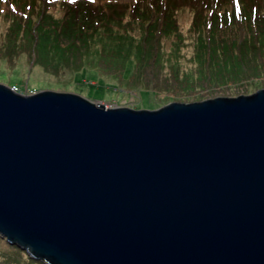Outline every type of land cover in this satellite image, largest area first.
<instances>
[{
  "label": "water",
  "instance_id": "95a60500",
  "mask_svg": "<svg viewBox=\"0 0 264 264\" xmlns=\"http://www.w3.org/2000/svg\"><path fill=\"white\" fill-rule=\"evenodd\" d=\"M0 235L45 264H264V87L135 108L0 82Z\"/></svg>",
  "mask_w": 264,
  "mask_h": 264
},
{
  "label": "rangeland",
  "instance_id": "374dc122",
  "mask_svg": "<svg viewBox=\"0 0 264 264\" xmlns=\"http://www.w3.org/2000/svg\"><path fill=\"white\" fill-rule=\"evenodd\" d=\"M13 1L0 0V7H4L2 11L6 12L0 14V82L16 84L24 89L28 87L27 89L32 90L50 88L72 91L93 100L108 104H126L135 108H157L173 100L194 101L217 95L252 93L264 87V47L259 54L260 58H255L258 61V66L253 64L256 70H252L248 64L247 73L236 79H223L216 75L217 70L213 75L211 69H206L202 65L197 54L198 41L204 38L209 30L207 26L201 24L200 27L195 26L198 5L193 6V0H170L180 5L176 9L180 32L173 35L172 29L170 36H163L161 48L157 50L158 54L162 55V60L160 63L153 61V64H146L144 67L142 64L132 62L122 67L114 63L115 53L110 48L104 50V44L100 41V37L103 36L100 34L101 30L96 33L97 36H94L97 42L94 39L89 44L81 46L80 50H73L71 55L58 56L57 53H53L44 59L39 58L34 47L25 44L23 38L17 36L14 48L17 53L9 56L7 47L11 38L7 30L12 18L6 14L19 13L20 16H24L31 11L30 13L35 15L49 0H37L32 8L28 4L33 3L34 0H26L28 4L24 5L25 10L20 6L12 5ZM91 1L99 7L110 3L111 7H105V10L107 13H112L117 9L119 12L122 7H130L138 0ZM140 1L143 6H148L153 0ZM168 1L158 0L162 8ZM224 4V8L229 9L232 2L226 0ZM57 8L55 6L49 10L55 12ZM59 12L64 13V10ZM162 16L163 12L160 11L151 14L150 17L162 22L164 20ZM237 21L230 23V28L222 25V36H229V43L239 42L241 47L246 43L247 50L250 49V53L254 54V32H259L258 27L251 28L248 21L243 22L239 17ZM133 26L135 32L141 31L140 24ZM236 44L230 46L236 48L234 51L230 50L232 55L237 52ZM70 46L71 44L63 45L66 49ZM20 251L24 252L0 235V264H45L32 259L24 252L26 257Z\"/></svg>",
  "mask_w": 264,
  "mask_h": 264
},
{
  "label": "trees",
  "instance_id": "16d2710c",
  "mask_svg": "<svg viewBox=\"0 0 264 264\" xmlns=\"http://www.w3.org/2000/svg\"><path fill=\"white\" fill-rule=\"evenodd\" d=\"M35 1L37 0L29 4L26 0L14 2L25 10V4L32 8ZM193 1L194 3L191 1L193 6L198 5L195 26L200 27L201 24L207 26L209 30L205 37L202 39L200 37L201 40L198 41L197 54L202 65L206 69H211L213 75L217 70L216 75L223 79L244 76L247 73L248 64L252 70H256L253 64L257 65L258 61L255 58H260L259 54L264 47V0H242L240 16L237 13L235 0H231L229 9L224 8L226 0ZM148 4L143 6L138 0L130 7H122L119 12L117 9L107 13L105 7L110 8V3L99 7L90 0L76 2L49 0L42 6V10L38 9L35 15L31 14V11L26 17L20 16L19 13H8L6 15L12 18L7 30L11 38L7 47L8 55L17 53L14 49L17 36L22 37L25 44L34 47L39 58H48L53 53H57L58 56L59 54L71 55L73 50H80L81 46L89 44L94 39L97 42L94 36H97L96 33L101 30L100 34L103 36L100 37V41L104 44V50L112 49L115 53L114 63L118 66H126L129 62L142 64L143 67L146 64H153V61L160 63L162 55L158 54L157 50L161 48V38L170 36L172 29L173 35L179 31L176 9L180 5L170 0L164 6L165 9L161 7L158 0ZM55 6L58 8L55 12H51L49 9ZM60 10H64V13L59 12ZM160 11L163 12L162 22L150 17L151 14ZM2 13L6 12L0 11V14ZM238 17L242 18L243 22L248 21L251 28L258 27L259 32H254V54L250 53V49L247 50L246 43L241 47L239 42L229 43V36H222V25L230 28L229 24L238 22ZM136 24H140L141 31L135 32L133 25ZM90 30L92 32H89ZM64 44H71V46L66 49L63 47ZM235 44L237 52L232 55L230 50L234 51L236 48L230 46L233 47Z\"/></svg>",
  "mask_w": 264,
  "mask_h": 264
},
{
  "label": "built area",
  "instance_id": "2783aa9c",
  "mask_svg": "<svg viewBox=\"0 0 264 264\" xmlns=\"http://www.w3.org/2000/svg\"><path fill=\"white\" fill-rule=\"evenodd\" d=\"M14 88L18 90V87L15 86Z\"/></svg>",
  "mask_w": 264,
  "mask_h": 264
}]
</instances>
